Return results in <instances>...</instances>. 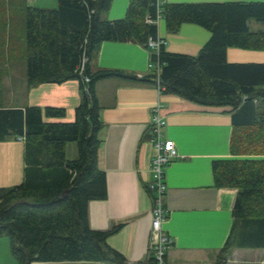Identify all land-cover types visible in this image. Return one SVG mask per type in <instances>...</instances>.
Here are the masks:
<instances>
[{
	"label": "trees",
	"instance_id": "1",
	"mask_svg": "<svg viewBox=\"0 0 264 264\" xmlns=\"http://www.w3.org/2000/svg\"><path fill=\"white\" fill-rule=\"evenodd\" d=\"M113 0H58L57 8L28 0H0V64L25 58L29 86L78 79L82 101L71 122L49 121L62 107H0V141H24V179L0 188V238L9 237L19 264L88 262L128 264L108 243L122 224L109 230L89 224V202L107 197L106 174L98 166L101 128L96 83L130 78L204 106L229 107L233 133L230 152L238 158L214 160L217 187L237 188L234 223L216 263L237 246H264V63H233L227 49L264 50V1L171 3L130 0L125 17L109 20ZM158 17L176 33L184 23L211 31L199 54L170 52L165 45L150 60L161 63L143 76L119 69L94 68L104 41L136 42L149 48L158 39ZM24 40V42H23ZM24 44V45H23ZM24 51V54H23ZM85 61V63H84ZM5 69L0 65V85ZM75 142L77 156L67 157ZM150 191V190H149ZM151 192V191H150ZM146 264H155L150 253Z\"/></svg>",
	"mask_w": 264,
	"mask_h": 264
},
{
	"label": "crops",
	"instance_id": "2",
	"mask_svg": "<svg viewBox=\"0 0 264 264\" xmlns=\"http://www.w3.org/2000/svg\"><path fill=\"white\" fill-rule=\"evenodd\" d=\"M129 3L130 0H113L106 17L109 20L125 17ZM156 22L158 38L165 40L166 50L170 52L195 56L211 37V31L198 24L184 23L178 32L170 33L164 18L158 17ZM249 24L254 31L264 29V24L256 20H250ZM8 50L11 48L7 44V57L0 64L5 69L0 96H3V90L9 93L6 95L8 100L0 99V107H62L64 117L47 120L74 121L76 108L82 101L79 80L29 86L25 65L19 64L20 59L11 56ZM150 55V49L136 42L104 41L95 55L93 67L119 69L130 75L143 76L151 70ZM227 60L264 63V50L229 47ZM96 95L101 108L97 161L106 174L107 197L89 202L90 226L109 230L122 224L108 237L107 243L121 252L128 264L148 262L153 219L149 184L153 181L151 163L156 154L148 127L153 108L160 105L167 120L164 135L175 141L178 150L177 158L166 167L165 173L168 217L164 228L175 240L167 255V264H215L233 227L232 211L238 194L237 188L217 187L213 173L214 160L238 158L230 152L233 133L232 116L227 111L230 108L200 105L178 95L164 94L153 84L130 78L101 79L96 83ZM24 166V141L16 138L0 141V185L21 183ZM9 243V238H0V264H16ZM226 257L221 264H264V246L235 245Z\"/></svg>",
	"mask_w": 264,
	"mask_h": 264
},
{
	"label": "built area",
	"instance_id": "3",
	"mask_svg": "<svg viewBox=\"0 0 264 264\" xmlns=\"http://www.w3.org/2000/svg\"><path fill=\"white\" fill-rule=\"evenodd\" d=\"M165 45L164 39H151L148 46L152 53H159L161 46ZM85 63V61H84ZM150 69H154L159 77L161 72V63L159 61L151 62ZM158 88V87H157ZM160 90V88H158ZM161 91V90H160ZM167 120L161 113V106L158 105L152 110V117L149 123L150 139L156 148V154L152 159L151 171L153 181L149 184L152 192V229L150 233L149 253L154 257L155 264H167V255L175 240L172 235L164 228V223L168 217V209L165 205V195L167 193V184L165 180L166 167L177 158L178 150L174 140L165 137L164 127Z\"/></svg>",
	"mask_w": 264,
	"mask_h": 264
},
{
	"label": "rangeland",
	"instance_id": "4",
	"mask_svg": "<svg viewBox=\"0 0 264 264\" xmlns=\"http://www.w3.org/2000/svg\"><path fill=\"white\" fill-rule=\"evenodd\" d=\"M29 4L32 5V6H38V7H43V8H57L58 7V0H29ZM256 24V23H255ZM259 25V24H258ZM19 64H24L25 67H26V75H27V66H26V61L19 56ZM11 68H15V66H12ZM19 69L21 67H18ZM4 87H5V84H4ZM9 92H6L5 90L2 91V94L3 96H0V99L1 101H3V99H5L4 101L8 100V98L6 97V95H8ZM10 95V94H9ZM77 145L75 142H70L68 144V148H67V156L70 157V158H75L77 156ZM22 182V181H21ZM17 184H20L19 182L18 183H14V184H11V185H0V188L4 187H11V186H15ZM9 238V237H7ZM9 251L11 253V255L13 257H15L12 253V250H11V244L9 243ZM15 259V263L17 264V259Z\"/></svg>",
	"mask_w": 264,
	"mask_h": 264
}]
</instances>
